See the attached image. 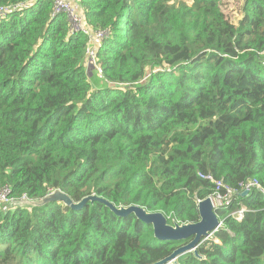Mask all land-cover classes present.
<instances>
[{
    "label": "trees",
    "instance_id": "1",
    "mask_svg": "<svg viewBox=\"0 0 264 264\" xmlns=\"http://www.w3.org/2000/svg\"><path fill=\"white\" fill-rule=\"evenodd\" d=\"M77 1L107 33L91 71L88 39L53 0H0L4 203L95 195L173 225L199 221L213 191L199 174L264 188V0ZM4 206L0 264H154L189 241H159L101 201ZM216 214L222 226L176 264H264V195Z\"/></svg>",
    "mask_w": 264,
    "mask_h": 264
},
{
    "label": "water",
    "instance_id": "2",
    "mask_svg": "<svg viewBox=\"0 0 264 264\" xmlns=\"http://www.w3.org/2000/svg\"><path fill=\"white\" fill-rule=\"evenodd\" d=\"M247 195L244 191L241 196ZM52 201H60L67 207L78 210L87 201H101L114 214L118 216H125L133 214L137 220L144 224L150 225L153 229L154 238L162 242H181L189 240L186 244L177 247L169 256L154 263V264H176L177 260L188 253H194L198 256L197 247L203 241L212 237L217 228L222 226V221L217 217L215 208L209 198H205L198 202L197 211L199 214V221L189 224H169L167 218L161 212H147L140 206L131 205L128 207H116L112 203L97 197L95 195L87 196L79 202H73L67 195L60 191H54L40 200L22 201L16 206H35L44 205Z\"/></svg>",
    "mask_w": 264,
    "mask_h": 264
},
{
    "label": "built area",
    "instance_id": "3",
    "mask_svg": "<svg viewBox=\"0 0 264 264\" xmlns=\"http://www.w3.org/2000/svg\"><path fill=\"white\" fill-rule=\"evenodd\" d=\"M25 5V4H24ZM21 4L15 6L19 8ZM9 8H0V17L7 14ZM53 14L64 13L67 16L69 23L70 34L81 33L88 39V46L86 48V66L88 68L95 66V53L101 40L106 36L104 30H93L85 21L81 7L77 0H53L52 7ZM199 177L209 181L213 185L212 193L207 197L210 199L213 208L216 210H226L230 208L233 200L237 195L241 196V193L246 191L247 195L254 190H258L264 195V188H262L257 179H247L240 182L238 187L232 188L229 185L223 183L221 180L214 179L210 174H199ZM7 189L0 190V203L3 204L6 200ZM246 196V195H245ZM25 197V196H23ZM201 200H198L200 202ZM8 202H12L11 200ZM7 203V202H6ZM4 203V204H6ZM3 204V205H4ZM246 211L245 207H241L231 212V216L240 221ZM218 228L216 229V231Z\"/></svg>",
    "mask_w": 264,
    "mask_h": 264
},
{
    "label": "rangeland",
    "instance_id": "4",
    "mask_svg": "<svg viewBox=\"0 0 264 264\" xmlns=\"http://www.w3.org/2000/svg\"><path fill=\"white\" fill-rule=\"evenodd\" d=\"M92 69H90L89 68V71H91ZM94 70V69H93ZM93 76L92 77H90V80H91V82L93 83L95 80H96V74H95V71H93ZM19 202H16V201H12V202H7L6 204H4V205H9L10 206V208L11 207H15L16 206V204H18ZM2 204L0 203V210H3L4 208H8V206H1ZM192 253V252H191Z\"/></svg>",
    "mask_w": 264,
    "mask_h": 264
}]
</instances>
